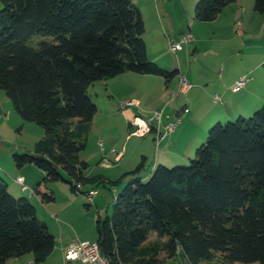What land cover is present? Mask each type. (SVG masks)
Masks as SVG:
<instances>
[{
  "label": "trees",
  "instance_id": "1",
  "mask_svg": "<svg viewBox=\"0 0 264 264\" xmlns=\"http://www.w3.org/2000/svg\"><path fill=\"white\" fill-rule=\"evenodd\" d=\"M1 1L0 89L22 118L45 129L35 152H15V161L45 171L36 191L46 202L56 199L45 187L51 181L86 193L87 184L105 180L85 175L88 163L79 156L98 111L88 94L91 83L126 71L170 81L179 69L149 58L145 20L133 0ZM232 1L198 0L195 17L214 20ZM255 9L263 12L264 0H255ZM36 35L41 39L34 44ZM144 169L143 160L109 179L118 185L130 176L113 214L97 221L101 251L113 264H162L154 254H141L151 232L162 239L166 257L182 252L189 264L218 253L221 264H264V103L248 117L213 126L189 164H159L150 175ZM55 246L35 205L16 197L0 173V264L28 253L39 263Z\"/></svg>",
  "mask_w": 264,
  "mask_h": 264
},
{
  "label": "rangeland",
  "instance_id": "2",
  "mask_svg": "<svg viewBox=\"0 0 264 264\" xmlns=\"http://www.w3.org/2000/svg\"><path fill=\"white\" fill-rule=\"evenodd\" d=\"M133 1L140 7L145 20L144 38L149 58L168 70L180 68L181 75L187 77L191 87L188 91L179 90V76L178 83L174 79L173 88L165 89V76L136 71L91 83L88 94L97 104L98 111L86 133V147L79 156L88 163L84 168L85 175H104L107 179L84 187L98 189L91 200L84 192L73 191L71 184L64 180L48 182L45 187L56 197L48 202L36 191L45 171L34 163L19 167L14 158L15 152L34 153L35 144L45 135V129L22 118L6 91L0 89V105L3 106L0 114V166L9 170L22 169L26 184L34 193L30 196V189L24 191L22 185L16 183L18 192L14 195L27 197L35 205L38 217L48 223L56 236V246L45 260L36 263L33 254L28 253L11 258L7 264H86L78 259L66 260L65 249L74 238L98 239L97 221L113 214L116 194L124 188L130 176L118 185H112L109 179H119L143 160L145 169L142 174L149 175L159 164L168 167L189 164L213 126L220 121H235L239 115L248 117L264 103V11L255 9V0L232 1L211 21L195 17L198 0ZM2 6L0 0V9ZM230 7L236 13L231 17ZM188 36L192 40L184 42L181 50L171 49V41H182ZM40 39V35L34 36L33 43L37 44ZM244 75L250 78L249 84L237 90L235 84ZM216 95L220 96L217 101ZM125 100L135 103L122 110ZM156 109H165L164 122L181 118L176 131L160 142L156 129L145 136L132 134L130 125L134 117L150 118ZM154 125L158 127L157 120ZM103 157L113 165L104 167L100 163ZM3 177L13 183L12 176L3 174ZM161 240L156 232H151L141 254H154L164 259L162 264H189L182 252L172 258L166 257V251L160 249ZM222 262L223 256L218 253L213 260L200 264Z\"/></svg>",
  "mask_w": 264,
  "mask_h": 264
},
{
  "label": "built area",
  "instance_id": "3",
  "mask_svg": "<svg viewBox=\"0 0 264 264\" xmlns=\"http://www.w3.org/2000/svg\"><path fill=\"white\" fill-rule=\"evenodd\" d=\"M191 36L185 37L182 41H171L170 47L173 51H178L183 48L184 42H191ZM250 80V78L244 75L241 79L237 80L235 84V88L237 90L242 89L246 83ZM191 87V84L186 76L180 74L179 81V90L188 91ZM174 94V92H173ZM215 100H219L220 96L216 95ZM135 102L133 100H125L122 102L121 108L124 110L126 107L133 105ZM164 111L165 109H156L150 118H145L142 115H136L131 122L132 134L145 136L153 129L157 130V139L158 141H162L166 139L173 131H175L177 125L181 121V118H178L177 121H168L164 122ZM3 112V107L0 105V114ZM158 121V127H155V121ZM103 144V142H101ZM16 180L22 185V190H29V186L25 182V177L20 175L16 178ZM82 188V185L79 184ZM34 193L33 190H29L30 196ZM98 193V189L92 187L88 189L85 193L86 196L91 200L94 195ZM66 260H81L86 264H113L110 257L102 253L100 244L98 240H89V239H81L74 238L68 246H66ZM118 264H140L137 262H120Z\"/></svg>",
  "mask_w": 264,
  "mask_h": 264
},
{
  "label": "crops",
  "instance_id": "4",
  "mask_svg": "<svg viewBox=\"0 0 264 264\" xmlns=\"http://www.w3.org/2000/svg\"><path fill=\"white\" fill-rule=\"evenodd\" d=\"M230 9V11H232L233 12V14H230V17L231 16H233L234 14H236L235 13V11L233 10V9H231V7L229 8ZM148 46V45H147ZM179 69V73L176 75V76H174L172 79H170V81H165V89L167 88V89H169V88H173V87H171V86H173V82H174V79H176V82L178 83V80H179V76H180V74H181V69L180 68H178ZM157 75V74H156ZM176 77V78H175ZM248 84H249V82H247L246 83V86H248ZM245 86V87H246ZM241 90V89H240ZM169 92V91H168ZM165 94H166V92H165ZM165 94L163 95V98H165ZM249 98V97H248ZM176 131V130H175ZM100 163H102V165L104 166V167H109V166H112L113 164L111 163V161L107 158V157H103V159L100 161ZM22 170V169H21ZM21 170H17L16 168H13V169H11V170H9L8 168H6V167H3L2 165L0 166V173L3 175V174H5V175H7V176H12L13 177V183L11 184V183H9L8 182V186H9V189L11 190L12 188H13V190H11V192L13 193V194H17L16 192H18L17 190V187H16V183H19L17 180H16V178L18 177V176H20V175H23L24 177H25V182H26V180H27V178H26V174L25 173H22V171ZM17 174V175H16ZM105 179H107V177L106 176H104V175H102ZM92 187H94V186H92ZM16 190V191H15ZM14 258H16V257H14ZM34 258V257H33ZM69 261V260H68Z\"/></svg>",
  "mask_w": 264,
  "mask_h": 264
}]
</instances>
